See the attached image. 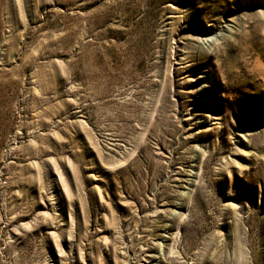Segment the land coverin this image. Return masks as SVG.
Returning <instances> with one entry per match:
<instances>
[{
	"label": "rangeland",
	"instance_id": "1",
	"mask_svg": "<svg viewBox=\"0 0 264 264\" xmlns=\"http://www.w3.org/2000/svg\"><path fill=\"white\" fill-rule=\"evenodd\" d=\"M0 264H264V0H0Z\"/></svg>",
	"mask_w": 264,
	"mask_h": 264
}]
</instances>
